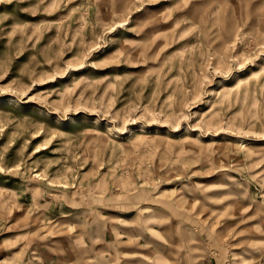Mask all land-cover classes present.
<instances>
[{
    "label": "rangeland",
    "instance_id": "rangeland-1",
    "mask_svg": "<svg viewBox=\"0 0 264 264\" xmlns=\"http://www.w3.org/2000/svg\"><path fill=\"white\" fill-rule=\"evenodd\" d=\"M0 264H264V0H0Z\"/></svg>",
    "mask_w": 264,
    "mask_h": 264
}]
</instances>
